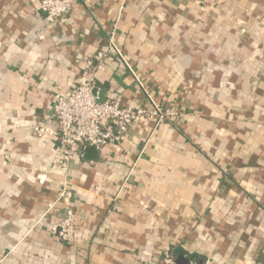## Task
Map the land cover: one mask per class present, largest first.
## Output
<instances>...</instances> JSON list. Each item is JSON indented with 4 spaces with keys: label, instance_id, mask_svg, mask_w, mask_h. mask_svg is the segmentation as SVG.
Wrapping results in <instances>:
<instances>
[{
    "label": "crops",
    "instance_id": "1",
    "mask_svg": "<svg viewBox=\"0 0 264 264\" xmlns=\"http://www.w3.org/2000/svg\"><path fill=\"white\" fill-rule=\"evenodd\" d=\"M177 115L70 162L53 97L107 56L98 94ZM65 198L60 199L61 192ZM73 212L75 239L51 227ZM264 264V0H0V264Z\"/></svg>",
    "mask_w": 264,
    "mask_h": 264
},
{
    "label": "built area",
    "instance_id": "2",
    "mask_svg": "<svg viewBox=\"0 0 264 264\" xmlns=\"http://www.w3.org/2000/svg\"><path fill=\"white\" fill-rule=\"evenodd\" d=\"M74 0H40V10L48 17L61 20L67 17ZM113 50L133 73L134 78L150 101V108H129L121 104L119 98L99 101L94 93L97 87L96 73L103 68L106 54L99 52L93 60H87L81 75L69 96L56 94L53 97V118L57 122V133L50 132L43 125L35 127V133L41 136L46 133L55 135L62 157L59 165L68 170L70 162L82 157L85 150L92 147L97 151L109 145H119L131 126L140 119L154 121L157 125L173 119L177 113L157 102L146 90L141 79L134 74L123 55L112 44ZM65 198L61 192L60 199ZM52 233L60 240L71 243L75 239L73 212L66 209V218L51 227ZM161 264H178L175 257L166 253ZM188 264H197L189 260Z\"/></svg>",
    "mask_w": 264,
    "mask_h": 264
},
{
    "label": "water",
    "instance_id": "3",
    "mask_svg": "<svg viewBox=\"0 0 264 264\" xmlns=\"http://www.w3.org/2000/svg\"><path fill=\"white\" fill-rule=\"evenodd\" d=\"M98 85H97V87L95 88V91H94V93H97L98 94ZM98 96H99V101L101 102V103H103L104 101H106V98H105V94H98ZM87 152H89V153H95V154H97V151H96V149L95 148H92V147H90V148H88L87 150H86ZM178 264H188V260H186V259H179L178 261Z\"/></svg>",
    "mask_w": 264,
    "mask_h": 264
}]
</instances>
